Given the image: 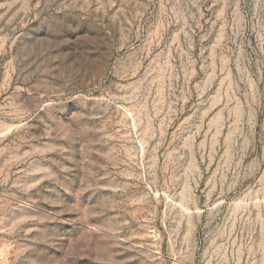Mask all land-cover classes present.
<instances>
[{
    "label": "rangeland",
    "instance_id": "1",
    "mask_svg": "<svg viewBox=\"0 0 264 264\" xmlns=\"http://www.w3.org/2000/svg\"><path fill=\"white\" fill-rule=\"evenodd\" d=\"M7 264H264V0H0Z\"/></svg>",
    "mask_w": 264,
    "mask_h": 264
},
{
    "label": "built area",
    "instance_id": "2",
    "mask_svg": "<svg viewBox=\"0 0 264 264\" xmlns=\"http://www.w3.org/2000/svg\"><path fill=\"white\" fill-rule=\"evenodd\" d=\"M0 264H7V256L3 251H0Z\"/></svg>",
    "mask_w": 264,
    "mask_h": 264
}]
</instances>
